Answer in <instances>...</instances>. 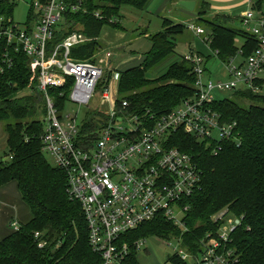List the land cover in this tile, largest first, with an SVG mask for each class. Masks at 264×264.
<instances>
[{"label": "built area", "instance_id": "1", "mask_svg": "<svg viewBox=\"0 0 264 264\" xmlns=\"http://www.w3.org/2000/svg\"><path fill=\"white\" fill-rule=\"evenodd\" d=\"M256 3L248 0L249 5ZM257 10L259 19L252 10L243 15V22L256 23L248 32L260 43L259 48L248 60L237 56L218 61L226 72L222 80L209 79L206 61L197 51L182 55V60L193 66L196 94L166 114L134 112L131 101L121 98L120 70L109 71L111 77L106 78L112 52L98 55L96 61L74 58L73 48L88 40L79 32L54 42L65 13L87 14L82 0L75 4L70 0H35L34 19L25 26L0 17L3 64L10 67L12 55L19 53L29 59L32 81L46 111L40 118L44 124L43 153L65 173L70 198L82 208L90 246L102 264H128L131 248L138 251L144 240L130 246L123 237L146 224L163 219L185 230L184 220L190 210L187 200L199 188L201 171L190 155L172 146L177 133L217 147L226 141L239 143L237 124L223 123L211 106L218 101L216 92L264 94V85L257 84L264 77V8ZM93 15L103 19L101 11ZM188 29L210 45L205 29L193 24ZM97 90L101 107L91 109ZM92 111L97 112L92 120L94 130H86L87 114ZM213 221L218 231L206 236L198 254L182 248L176 256L186 264H237L227 243L242 220H225L221 215ZM20 226L17 221L10 225L13 231ZM38 246L44 248L46 242L39 241Z\"/></svg>", "mask_w": 264, "mask_h": 264}, {"label": "trees", "instance_id": "2", "mask_svg": "<svg viewBox=\"0 0 264 264\" xmlns=\"http://www.w3.org/2000/svg\"><path fill=\"white\" fill-rule=\"evenodd\" d=\"M34 1L28 22L34 19ZM70 1L75 4L78 0ZM263 1L257 0V9L263 8ZM151 2L82 0L87 14L65 13L54 42L59 43L79 32L88 40L73 48V57L96 61L102 51L99 38L103 29L110 26L123 31L122 9L142 12ZM16 4V0H0V17L13 19ZM95 11H101L103 19H96ZM223 20L233 22L229 17ZM173 23L164 20L163 31L150 39L152 47L141 66L120 71V96L131 101L134 112L152 110L166 114L196 94L193 66L182 58L176 60L164 76L155 80L146 77L149 70L175 53L179 37L187 30L185 25ZM207 27L211 30L208 45L211 54L206 57L197 51L206 65L211 61L227 62L237 56L248 60L259 48L260 43L248 31L215 23ZM4 52L5 45H2L0 124L7 134L8 161L0 162V188L16 182L33 217L18 231L11 230L0 242V264H102L100 255L90 246L82 208L70 198L65 173L52 167L43 153L44 124L40 118L46 111L40 105L36 82L32 81L29 59L23 53L14 54L9 67L3 64ZM110 77L111 74L107 78ZM257 84L263 86L264 77ZM211 107L221 115L223 123L237 124L235 135L239 143L226 141L217 147L183 133L174 137L172 146L190 155L201 171L199 188L187 200L190 210L184 220L185 230L159 219L125 235L123 241L132 246L148 234L166 239L174 236L182 239L185 251L198 254L206 236L218 231L213 218L222 215L225 220H242L227 243L234 251L237 264H264V94L237 91L234 99L217 101ZM96 114L95 111L87 114L84 129L94 130ZM39 241L46 242V246L39 248ZM170 260L172 264H186L179 256ZM128 264H140L133 248Z\"/></svg>", "mask_w": 264, "mask_h": 264}, {"label": "rangeland", "instance_id": "3", "mask_svg": "<svg viewBox=\"0 0 264 264\" xmlns=\"http://www.w3.org/2000/svg\"><path fill=\"white\" fill-rule=\"evenodd\" d=\"M33 1L34 0H20L17 2L13 16L16 24L20 26H25L27 24L30 6ZM193 1L197 3L194 12H190L181 7V2L178 0H173V3L170 4L168 8H163L164 10L162 9V5L166 3V0H152L146 11L142 12L131 8L122 9L123 31L106 26L100 34L99 41L102 44V51H100L99 57L105 54L106 51H110L114 54L113 58L109 61L106 73L113 69L123 71L141 66L144 63L145 55L151 50L152 43L150 39L154 34L163 31V22L165 19L177 25H185L187 30L179 37L175 53L160 66L146 73V77L149 80H155L156 78L164 76L176 60L182 58V55L193 48H196L193 50L200 52L206 57L210 55V47L202 41V37L194 35V33L188 29L189 25H198L204 28L209 35L211 34V30L207 26L211 23L225 25L232 29L249 31L256 26V23L251 22L249 25L245 24L243 22V15L254 10L256 19H259L261 16L255 5L248 4V0H238L234 2L229 0ZM262 6L264 8V1ZM225 17L231 18L233 22L226 23V21L223 20ZM61 23H63V21ZM240 45L241 42H239L238 46L240 47ZM79 46L74 47V50ZM207 69L209 72L208 77L211 81L222 80L226 75L224 66L218 61H211L208 63ZM109 74H111V72H109L108 75ZM234 93L233 91H224L221 93L216 92L214 95L218 101H222L225 99H234ZM100 101L101 93L97 90L95 98L92 101L91 109L101 107ZM0 126L3 128L2 124H0ZM1 158L2 161L6 159L5 153L1 155ZM45 158L52 167H55L54 160L50 155L45 154ZM228 220H230V218H228ZM148 236L150 235H145L146 238L143 239L144 242H142L140 249L137 251L140 264H169L171 263L170 259L182 251V242L178 238L174 237L165 240L156 236Z\"/></svg>", "mask_w": 264, "mask_h": 264}, {"label": "crops", "instance_id": "4", "mask_svg": "<svg viewBox=\"0 0 264 264\" xmlns=\"http://www.w3.org/2000/svg\"><path fill=\"white\" fill-rule=\"evenodd\" d=\"M173 0H166L162 5V9L168 8ZM193 1V0H178ZM231 2L238 0H229ZM161 9V10H162ZM163 9V10H164ZM160 10V11H161ZM162 10V11H163ZM196 49V48H193ZM211 54V53H210ZM0 162L2 161L1 155L7 150V134L0 126ZM32 211L24 202L20 188L16 182H11L0 188V242L3 241L11 234V223L17 221L20 225H26L32 220Z\"/></svg>", "mask_w": 264, "mask_h": 264}, {"label": "water", "instance_id": "5", "mask_svg": "<svg viewBox=\"0 0 264 264\" xmlns=\"http://www.w3.org/2000/svg\"><path fill=\"white\" fill-rule=\"evenodd\" d=\"M197 3L195 1H182L180 3V6L183 7L184 9L194 12L196 8ZM8 161V159H4V162Z\"/></svg>", "mask_w": 264, "mask_h": 264}]
</instances>
